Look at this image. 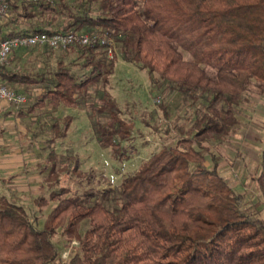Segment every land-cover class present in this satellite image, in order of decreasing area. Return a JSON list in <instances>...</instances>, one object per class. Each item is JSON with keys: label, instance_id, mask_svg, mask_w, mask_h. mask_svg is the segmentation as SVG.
<instances>
[{"label": "trees", "instance_id": "1", "mask_svg": "<svg viewBox=\"0 0 264 264\" xmlns=\"http://www.w3.org/2000/svg\"><path fill=\"white\" fill-rule=\"evenodd\" d=\"M7 2L0 39L107 32L124 61L146 70L166 117L174 91L196 106L188 124L174 122L179 134L137 169L84 195L59 184L77 160L55 146L71 116L52 115L38 162L48 192L33 196L32 205L14 191L0 193V264H264V141L253 199L220 173L213 147L234 131L248 88L264 93V0ZM115 59L100 45L18 47L0 64V77L27 94L22 118L80 106L98 143L126 158L132 122L101 85ZM57 234L65 246L76 240L66 259Z\"/></svg>", "mask_w": 264, "mask_h": 264}, {"label": "rangeland", "instance_id": "2", "mask_svg": "<svg viewBox=\"0 0 264 264\" xmlns=\"http://www.w3.org/2000/svg\"><path fill=\"white\" fill-rule=\"evenodd\" d=\"M113 54L116 56L114 72L101 85L117 100L122 116L132 122V136L123 143L129 149L127 157L118 159L111 148L98 143L86 110L80 106L62 105L57 111L48 108L37 115L17 116L19 119H8L7 122L5 118L10 116L1 114L0 123L5 127L1 129L0 125V165L3 167L0 169L3 176L0 178V193L14 191L20 194L25 205H32L33 196L48 192L49 186L42 178L45 171L38 172V162H44L46 157L47 150L41 149L40 145L50 136L48 126L52 115L71 116L66 135L58 138L55 146L60 152L74 154L77 160L75 171L60 174L59 184L83 195L91 189L116 185L124 175L137 169L148 155L179 134L173 126L174 122L188 124L195 114L196 104H190L180 92L174 91L167 98L171 118L166 117L158 105L161 97L151 88L146 70L124 61L118 50L107 55ZM65 59L73 61L74 57L71 54ZM40 89L36 87L35 91ZM26 105L25 102L19 110L26 109ZM236 111L238 121L234 131L213 147L220 155V173L231 186L253 199L259 196L255 176L260 168L264 141V93L251 85L246 100ZM166 123L169 132L164 130ZM72 166L73 163L70 170ZM56 239L61 246L64 245L59 234ZM75 243L76 240H72L62 247L64 259Z\"/></svg>", "mask_w": 264, "mask_h": 264}, {"label": "built area", "instance_id": "3", "mask_svg": "<svg viewBox=\"0 0 264 264\" xmlns=\"http://www.w3.org/2000/svg\"><path fill=\"white\" fill-rule=\"evenodd\" d=\"M8 0H0V23L8 11ZM48 45L51 48H66L68 46L81 45H100L106 49L108 55L117 51L115 40L111 34L98 31H65L47 33L45 31L37 33H17L11 34L0 39V64H8L9 54L14 48L36 47ZM27 96L19 92L5 82L0 77V103L7 104L11 110L18 112L20 107L26 102Z\"/></svg>", "mask_w": 264, "mask_h": 264}, {"label": "crops", "instance_id": "4", "mask_svg": "<svg viewBox=\"0 0 264 264\" xmlns=\"http://www.w3.org/2000/svg\"><path fill=\"white\" fill-rule=\"evenodd\" d=\"M1 114H4L5 115V117H7V116H10V117H8V118H5V121L7 122L8 121V119H11V121L12 120H17V119H19V117H17V116H19L18 114H17V112L15 113L14 111H12L11 110V108H10V106H8L7 104H4V103H0V115ZM15 114V115H14ZM10 121V120H9ZM0 125H1V129H3L4 127H5V124H1L0 123ZM7 126V125H6ZM0 169H3V167H2V165H0ZM0 173H2V172H0ZM1 176V175H0ZM0 178H3V176H1Z\"/></svg>", "mask_w": 264, "mask_h": 264}]
</instances>
